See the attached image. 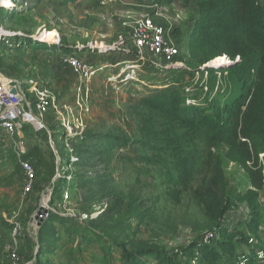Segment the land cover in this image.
<instances>
[{
    "label": "trees",
    "instance_id": "1",
    "mask_svg": "<svg viewBox=\"0 0 264 264\" xmlns=\"http://www.w3.org/2000/svg\"><path fill=\"white\" fill-rule=\"evenodd\" d=\"M47 1L66 7L78 0ZM134 1L168 5L180 2L188 6L191 0ZM16 11L8 14L7 20L1 18L12 25V33L30 36L26 20L30 10ZM197 15L189 53L202 59L198 61L199 66L215 58L209 65L218 64L223 56L228 57L233 64L223 69L238 82V92L233 97L223 100L215 97L208 105L198 106L186 102L180 87H169L138 101L133 110L136 117L133 136L90 131L77 138L80 143L73 151L76 161L69 162L68 156L67 176L73 178L77 187L86 190L77 216H86L87 220L78 228L77 220L50 214L38 230L36 264L51 262L57 250L70 258H83L84 250L90 246H97L102 253L100 258L90 256L96 264H112L114 252L120 255V264H182L164 246L136 237L139 230L135 232L133 228V223L140 225L142 221L158 223L153 204L148 206V203L152 200L149 193L160 190L161 198L172 207L168 219L176 223L177 229L181 226L178 222L184 221L183 229L193 235V246L185 253L186 257L191 258L196 249L199 259L195 262L200 264H232L236 259L255 263L253 252L243 249L247 238L240 236L235 240L223 227L224 217L237 196L234 198L228 191L222 162L226 159L242 165L247 171L249 187L264 188V156L260 159L264 155V0H197ZM28 40L14 35L1 37L2 74L8 75L10 67H4L1 48L11 49V41L23 44ZM32 44L22 51L58 49L55 44L49 47L46 43ZM18 63L23 65L21 57ZM213 70L205 68L204 71ZM64 141L61 138L60 145ZM123 150L126 152L121 154ZM3 154L0 143V164ZM114 162L131 180L123 190L108 175ZM17 167L21 171L18 164ZM256 198L253 192L245 197L252 210H257ZM97 206L102 212L91 219ZM258 223L253 218L248 226L257 228ZM0 227L10 228L2 216ZM208 234L214 238L205 242ZM57 264L62 262L59 260Z\"/></svg>",
    "mask_w": 264,
    "mask_h": 264
},
{
    "label": "rangeland",
    "instance_id": "2",
    "mask_svg": "<svg viewBox=\"0 0 264 264\" xmlns=\"http://www.w3.org/2000/svg\"><path fill=\"white\" fill-rule=\"evenodd\" d=\"M11 1L13 4L10 8H0V30L3 35L11 37L15 34L11 32L12 25L6 21L8 14L15 12V9L16 12L29 9L26 19L31 30L29 37L35 38L27 37L31 42L28 40L22 42L23 44L11 41V49L1 48L4 67H10V73L4 75L0 72V75L18 81L35 80L39 86L50 91L59 106L58 112L51 108L47 111L46 117L43 118L45 128L36 129V124L31 121L32 124L25 123L20 137L0 134L4 153V160L0 164V216L8 224H20L16 248L18 261L15 264H36L40 227H30L29 221L39 208H45L49 215L56 214L61 218L77 220L75 224L78 228L87 220L86 217L77 216L81 197L83 198L86 190L77 187L73 178L67 176L68 156L69 162L76 161L73 151L75 152L76 145L80 143L77 138L90 131H113L117 135L133 136L136 132L133 110L138 101L169 87H180L187 103L193 102L194 105L201 106L203 103L208 105L215 97L221 100L228 96L233 97L239 86L235 78L223 69L226 66L221 70L213 67L214 70L208 72L201 69L216 58L199 66L198 61L202 59L194 58L188 51V44L192 40L190 35L198 18L197 0H191L188 6L180 2L168 5L163 2L139 3L134 0H78L66 7H59L47 0ZM6 2L1 4H8ZM13 6L15 7L12 8ZM142 18L151 19L154 24L164 27L168 32V41L176 50L172 65L166 66L159 58L144 55L136 62V72L128 69L130 64L140 58L134 49L131 36L136 22ZM47 33L51 35L46 36ZM14 36L18 37L16 34ZM38 38L42 40H37ZM53 41H58L55 44L58 46L57 51L43 48H38L40 51L37 48L22 51L32 43H46V47L54 46ZM71 56L96 70L89 82L74 75L63 62L65 57ZM20 57L23 65L18 63ZM223 57L226 59L222 58L220 63L214 65L231 62L228 57ZM122 69L126 71L127 79L117 77V74L122 73ZM132 72L134 74L131 75ZM77 88L81 90L77 92ZM23 89L27 91L28 87L24 86ZM210 89H213L212 92ZM67 116L71 133L63 126ZM61 138H65L64 145H60ZM69 143L72 145L67 146ZM17 147L24 152L20 155L21 158H26L34 170L33 186L25 195L24 174L16 164ZM125 152L120 151L121 154ZM110 169L108 175L120 183L119 190L131 183L129 176L120 172L118 163H112ZM222 169L228 191L234 198L237 196L224 217L223 227L230 231L235 240L245 236L247 245H244L243 249L253 252L254 264H264L263 189L255 190L249 187L247 171L242 165L224 159ZM160 192L161 190L156 193L151 191L149 194L152 200L148 203V206L153 204L158 223H154L155 220L142 221L140 225L133 223L134 231L139 230L136 237L164 246L167 251L177 255L182 264H200L195 262L199 259L196 249L192 251L191 258L185 256L193 246V235L189 230L183 229L184 221L178 222L181 226L177 229L176 223L168 219L172 207L161 198ZM250 192L256 194L257 210H252L250 202L245 199ZM239 198L243 199L240 201ZM156 199L159 201L155 202ZM100 208H95L91 219L98 217L102 212ZM253 218L259 221L257 228L248 226ZM10 231L11 225L7 230L3 227L0 229V243L7 244L10 241ZM84 252L83 258H70L57 250L50 259L51 262L45 263L57 264L60 260L62 264H82L83 261L84 264H96L90 260V256H102L97 246H90ZM111 256L115 258L112 264H120L118 253L114 252ZM191 260H194V263L190 262ZM3 262L13 264L7 254L0 255V264ZM232 264L246 262L236 259Z\"/></svg>",
    "mask_w": 264,
    "mask_h": 264
},
{
    "label": "built area",
    "instance_id": "3",
    "mask_svg": "<svg viewBox=\"0 0 264 264\" xmlns=\"http://www.w3.org/2000/svg\"><path fill=\"white\" fill-rule=\"evenodd\" d=\"M50 35L51 33H47L46 36ZM2 36L4 37V35ZM2 36H0V39ZM37 40L42 39L38 38ZM131 41L134 49L137 51L140 57L135 62H133L135 63V69L130 67V69L135 70V72L137 71L136 62L141 60V57H143L144 55H150L151 57L157 59L159 58L163 61V63L166 64V66L172 65L173 60L176 57L175 47L168 41V32L164 27L154 24L149 18H142L136 22L133 28ZM52 43L57 44L58 41H53ZM63 62L71 69L74 75L84 80L85 82H89L96 73L95 69L89 67L86 63L82 62L80 59L74 56L65 57L63 59ZM132 74H134V72H132L131 75ZM128 76L130 78V74ZM24 86L28 87L27 91H24ZM80 90L81 88H77V92ZM76 105L79 108L81 107L79 103H77ZM50 108L53 111L58 112L59 106L50 91L47 90V88L39 86V84L35 80L28 79L26 81H18L17 79L0 77L1 135L3 134L12 137H20L25 123L29 122V120L26 119L28 115H35L36 117H38L41 128H45V125L43 124V118ZM28 109H30V114H28ZM67 118L68 116L66 117V119H64L63 126L69 133H71L72 129L69 127L70 122L67 120ZM21 154H24L23 150L17 147L16 163L24 174L25 195L31 191V188L33 186L34 170L29 162H26L21 158ZM263 156L264 155H260V159ZM262 192L264 193V188ZM262 205L264 207V202ZM35 214L29 221V225L32 228L37 224V221L35 220ZM48 216L49 213L44 216L42 221H45ZM39 219H41V217H39ZM9 224L11 225L10 241L7 244L0 243V255L7 254L10 262L15 264L18 261L16 248L18 245L20 224L17 222H9ZM212 237V234H208L206 237H204V241L207 242Z\"/></svg>",
    "mask_w": 264,
    "mask_h": 264
},
{
    "label": "water",
    "instance_id": "4",
    "mask_svg": "<svg viewBox=\"0 0 264 264\" xmlns=\"http://www.w3.org/2000/svg\"><path fill=\"white\" fill-rule=\"evenodd\" d=\"M16 36H18L20 38H27V37H29V36H23L21 34H16ZM29 38H35V37H29ZM231 64H233V63L232 62H226V64H224V65H209L208 64V65L204 66L202 69H205V68H213V67L222 68L223 66H229ZM0 77H2V76L0 75ZM46 214H47V210L45 208H43V207L39 208V210L36 212V214H35V220L37 221V224H36L37 227H41L42 222H43L42 219L44 218V216ZM39 217H41V219H39Z\"/></svg>",
    "mask_w": 264,
    "mask_h": 264
},
{
    "label": "bare ground",
    "instance_id": "5",
    "mask_svg": "<svg viewBox=\"0 0 264 264\" xmlns=\"http://www.w3.org/2000/svg\"><path fill=\"white\" fill-rule=\"evenodd\" d=\"M7 1V2H6ZM3 2H6V3H8V4H1V3H3ZM12 1L11 0H0V7H2V8H10L11 6H12ZM4 5H6V6H4ZM4 33H3V31L2 30H0V36L1 35H3ZM224 59H226L225 57H223ZM225 63V62H224ZM214 65V64H213ZM219 65H223V64H219ZM28 114H30V109H28ZM27 117H30V118H32V119H30V118H27L28 120H29V122H31V121H34L35 123H36V126H37V128L36 129H39V128H41V124H40V122H39V119H38V117H36L35 115H28ZM32 123V122H31ZM33 126H34V124H33ZM35 127V126H34Z\"/></svg>",
    "mask_w": 264,
    "mask_h": 264
},
{
    "label": "crops",
    "instance_id": "6",
    "mask_svg": "<svg viewBox=\"0 0 264 264\" xmlns=\"http://www.w3.org/2000/svg\"><path fill=\"white\" fill-rule=\"evenodd\" d=\"M134 66H135V63L129 65V67H134ZM128 69H130V68H128ZM125 73H126V71H124V69H122V73L117 74V77L127 79V76L125 77ZM32 122L35 123L34 121H32Z\"/></svg>",
    "mask_w": 264,
    "mask_h": 264
}]
</instances>
